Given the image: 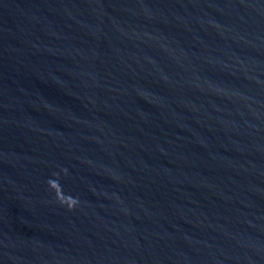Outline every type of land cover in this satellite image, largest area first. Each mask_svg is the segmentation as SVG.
<instances>
[{"label": "water", "instance_id": "water-1", "mask_svg": "<svg viewBox=\"0 0 264 264\" xmlns=\"http://www.w3.org/2000/svg\"><path fill=\"white\" fill-rule=\"evenodd\" d=\"M0 264H264V0H0Z\"/></svg>", "mask_w": 264, "mask_h": 264}]
</instances>
